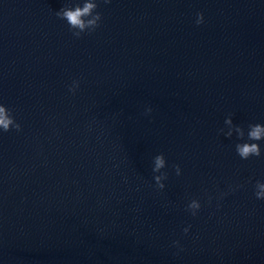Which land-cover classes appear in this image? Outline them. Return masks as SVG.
<instances>
[{
  "label": "water",
  "instance_id": "obj_1",
  "mask_svg": "<svg viewBox=\"0 0 264 264\" xmlns=\"http://www.w3.org/2000/svg\"><path fill=\"white\" fill-rule=\"evenodd\" d=\"M69 2L0 0V264H264V141L219 132L264 124V0L101 2L80 38Z\"/></svg>",
  "mask_w": 264,
  "mask_h": 264
},
{
  "label": "clouds",
  "instance_id": "obj_2",
  "mask_svg": "<svg viewBox=\"0 0 264 264\" xmlns=\"http://www.w3.org/2000/svg\"><path fill=\"white\" fill-rule=\"evenodd\" d=\"M105 5L110 4L112 0H82V3H76L74 6L71 2L61 7L59 11L55 12V15L60 20H63L68 25L69 31L75 38H80L83 34H92L100 26L102 22V14L98 11L99 4ZM195 23L197 26L204 23V15L202 12L196 14ZM80 86L79 80H73L69 86L68 91L75 94L76 90ZM152 109L149 107L146 109L145 114L151 113ZM224 124L227 126V131L223 128L219 129V132L227 138H231L235 133L237 139L242 141L235 145L236 154L242 160H248L252 157H261L262 150L259 141H264V124L255 123L247 126V133L244 127L235 125L231 115H229ZM15 131L17 133L22 131V126L17 122L13 115L12 109L6 107L3 103H0V134ZM246 137V140H245ZM152 172L153 179L155 181V188L158 190H164L165 183L168 179V173L162 171L167 167V162L164 155L158 154L153 157L152 160ZM177 176L181 175L180 166L173 165ZM242 185H237L235 188L230 186L229 191H236ZM228 195L227 192L221 193L219 199H223L224 196ZM254 196L257 200L264 201V181L257 180L254 184ZM212 197H209L208 203L211 204ZM219 206V205H217ZM201 209V203L197 199H191L186 205V211L190 212L192 216H196ZM191 225L183 229L185 234H188ZM173 246L177 247L180 251H183V247L179 241H173Z\"/></svg>",
  "mask_w": 264,
  "mask_h": 264
}]
</instances>
